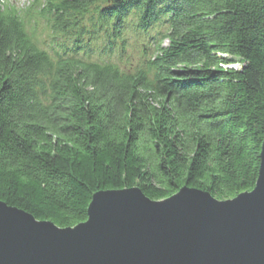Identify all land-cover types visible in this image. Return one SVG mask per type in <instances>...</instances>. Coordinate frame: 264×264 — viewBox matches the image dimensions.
Returning a JSON list of instances; mask_svg holds the SVG:
<instances>
[{
    "label": "trees",
    "instance_id": "16d2710c",
    "mask_svg": "<svg viewBox=\"0 0 264 264\" xmlns=\"http://www.w3.org/2000/svg\"><path fill=\"white\" fill-rule=\"evenodd\" d=\"M263 142L264 0H0L8 205L66 228L98 191L229 200Z\"/></svg>",
    "mask_w": 264,
    "mask_h": 264
},
{
    "label": "water",
    "instance_id": "95a60500",
    "mask_svg": "<svg viewBox=\"0 0 264 264\" xmlns=\"http://www.w3.org/2000/svg\"><path fill=\"white\" fill-rule=\"evenodd\" d=\"M87 213L64 228L0 200V264H264V142L255 187L232 199L132 187L96 192Z\"/></svg>",
    "mask_w": 264,
    "mask_h": 264
},
{
    "label": "rangeland",
    "instance_id": "374dc122",
    "mask_svg": "<svg viewBox=\"0 0 264 264\" xmlns=\"http://www.w3.org/2000/svg\"><path fill=\"white\" fill-rule=\"evenodd\" d=\"M8 2V0H6ZM10 2H13L15 5H17L20 8H24L28 5H30L33 0H9Z\"/></svg>",
    "mask_w": 264,
    "mask_h": 264
},
{
    "label": "bare ground",
    "instance_id": "6f19581e",
    "mask_svg": "<svg viewBox=\"0 0 264 264\" xmlns=\"http://www.w3.org/2000/svg\"><path fill=\"white\" fill-rule=\"evenodd\" d=\"M120 2H122V1H120ZM120 2H119V3H120ZM152 29H153V28H152ZM149 37H150V36H149ZM147 41H148V40H146L145 45L143 44V45L145 46L144 48L147 47V48L149 49V48L153 47V44L151 45V47H149V44H148Z\"/></svg>",
    "mask_w": 264,
    "mask_h": 264
}]
</instances>
